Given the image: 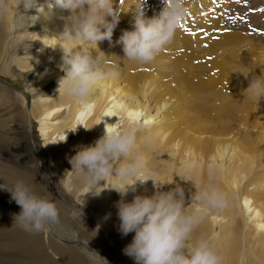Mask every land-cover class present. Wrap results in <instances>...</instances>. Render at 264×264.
I'll list each match as a JSON object with an SVG mask.
<instances>
[{
	"label": "rangeland",
	"instance_id": "374dc122",
	"mask_svg": "<svg viewBox=\"0 0 264 264\" xmlns=\"http://www.w3.org/2000/svg\"><path fill=\"white\" fill-rule=\"evenodd\" d=\"M137 2L117 0L122 10L115 36L132 26ZM26 6L27 0H0V185L4 179L10 185L23 178L28 186L33 183L41 195L49 194V199L62 206L67 214L65 224L75 220L87 226L88 231L84 233H91L90 240L75 238L67 227L58 225L66 234L63 233L62 240L54 239L55 246H59L52 247L59 249V253L54 251L57 256L46 253L52 261L49 264H69L66 258L71 259L70 264H94V261L95 264H133L122 251L133 233L122 237L118 232L116 202L121 197L112 187L120 185L121 177L109 175L107 181L101 180V185L92 189L87 176L71 170L69 163V158L81 146L91 142L82 141L80 134L84 133L94 107L87 111L79 132L72 135L70 129L61 126L57 139L45 142L41 113L61 102L59 99L51 105L40 106L38 90L27 82L21 71L30 60L22 51L32 43L29 32L25 31L28 18L24 15L29 16V12L23 13ZM162 6L163 0H145L144 12L151 17ZM188 7L190 10L176 31L184 34L183 45L175 41L178 40L175 34L173 41L149 63L131 61L119 50L112 53L114 59H109L113 63L102 67L104 77H115L117 85L125 90L121 99L133 103L134 107H146L148 113L163 115L137 133L134 151L143 155L145 167L128 180L151 178L144 183L137 181L136 191L129 192L126 199L156 191L152 178L158 182L172 181L166 183L168 186L162 185L161 190L165 191L180 184L185 191L187 210L200 209L201 218L192 233L193 243L201 238L209 240L218 254L234 255L232 264H264V94L254 97L262 102L259 108L251 100L253 92L249 87L254 78L264 76V0H188ZM57 22L64 29L65 21ZM220 33L230 38L224 41ZM89 101L93 103L92 99ZM161 101L169 105L159 112ZM64 107H58L59 111ZM59 150H64L61 157L57 156ZM216 156L221 160H215ZM160 162L166 165L165 169ZM214 164H219L220 169L209 170ZM208 187L224 193L222 207H205L203 202L192 201L197 189ZM241 198H250L263 212L262 227L249 228L246 224L240 214L238 200ZM16 206L11 193L0 187L3 225L19 224L14 220L20 212ZM245 208L242 211L248 216ZM72 227L83 229L75 224ZM203 227L207 229L203 231ZM42 232L40 236L44 235ZM231 240H235L233 245ZM61 247L69 257L64 256ZM5 249L11 251V257L22 259L23 254L14 247ZM3 255L0 252V257Z\"/></svg>",
	"mask_w": 264,
	"mask_h": 264
},
{
	"label": "clouds",
	"instance_id": "9594fccd",
	"mask_svg": "<svg viewBox=\"0 0 264 264\" xmlns=\"http://www.w3.org/2000/svg\"><path fill=\"white\" fill-rule=\"evenodd\" d=\"M27 2L28 7H37L44 15L45 11L49 12L50 16L46 18L55 15V9L68 11L67 16L61 13L65 21L63 31L59 33L65 75L58 82V91H63L69 98L86 99L105 76L98 44L103 40L112 41L120 20V4L117 0H45L47 8L43 5L42 11L39 0ZM144 4L145 0H138L132 26L121 32L116 43L122 45L123 57L149 63L173 41L180 21L190 9L188 0H163L160 11L148 17ZM72 41H83L92 51L86 47L74 49L70 46ZM93 50H96L95 55ZM249 87L253 94H264V76L254 78ZM138 127L106 129L93 144L81 146L69 158L71 170L87 176L92 189L101 185V180L107 181L109 175L121 177L120 185L112 187L121 197L116 202L118 232L122 237L133 233L122 249L133 264H221L222 258L209 240L201 238L192 242L193 230L201 218L200 209L187 210L185 191L180 184L165 191L161 190L162 185L172 181L158 182L152 178L156 191L126 199L129 192L136 191L137 181L144 183L151 178L128 180L145 167L143 155L134 151ZM122 160L125 162L120 163ZM8 189L21 209L14 220H18L25 231L40 232L57 221L58 208L52 199L36 193L23 181ZM191 199L211 208L222 207L225 203L224 193L215 187L197 189Z\"/></svg>",
	"mask_w": 264,
	"mask_h": 264
},
{
	"label": "bare ground",
	"instance_id": "6f19581e",
	"mask_svg": "<svg viewBox=\"0 0 264 264\" xmlns=\"http://www.w3.org/2000/svg\"><path fill=\"white\" fill-rule=\"evenodd\" d=\"M39 3L42 4L41 5L42 11L44 10L43 5L45 6V9L47 8V5L45 4V0H39ZM25 11L29 12V16L24 15L26 18H28L26 19V25H25L26 30L25 31L29 32V37H30L29 42H32V43L26 46L22 51L23 54L30 56L29 57L30 60H27L26 62L27 65L25 69L21 71L24 72V76L27 79V82L28 83L31 82L32 85H34L35 89L38 90L36 94H37V101L39 102L40 106L44 104L51 105L55 101H59V99L61 102L58 106H54L53 108L51 107L47 110H43V112L41 113V119H40L41 123L40 124H41L42 133L46 137L45 142H51L52 140H56L58 136L57 132L60 130L61 126H64L67 130L70 129V132L72 133V135H73V132L75 131L79 132V126L83 122V119L85 115L87 114V111L92 106L94 107L93 115L91 119L87 121L84 133L80 134V138L82 141L84 140L91 141L87 145L93 144V142H95L98 138L103 136L106 129L109 131L119 130L122 127H126L129 125H138L139 126L138 131H140V130H143V128L150 126V124L156 122L158 119V116H161V117L163 116L161 113L159 115H155L156 113H152V114L148 113L146 110V107L144 106L143 108L134 107L133 103H129L128 101L121 99L122 96L125 95V90L122 87H120V85H117L118 82H116L117 80L115 77H111V78L104 77L101 81L98 82L96 87H94L90 95L86 99H83V100L69 98L63 93V91H58V82L65 75V73L62 68L63 49L60 46V43H62V41L59 36V33L63 31V28H61L57 20L61 19V21L63 22V19L61 18V13L63 14V16H67L69 13L67 10L55 9L56 14L53 15L50 19V18H46L47 16H50L49 12L45 11V15H44V13L39 11L37 7L26 6L23 13H25ZM122 19L124 20V18ZM216 24L218 23L216 22ZM119 33L121 32H118V35L115 36V31H114L111 42L108 40H103L99 42L98 47H99V50L102 51L100 52V54L103 59L102 67L113 63L112 61H109V59L111 58L114 59V55L112 54L113 52L123 50L122 45L119 43H116L117 38L120 36ZM182 36H184L183 33H176V37L178 38V40H175V41H180V43L184 42V40H182L184 39L182 38ZM219 36H221L220 39L224 41L230 38V35H227L225 33ZM64 43H69V42H64ZM216 43L218 42H213V44H216ZM181 45H183V43H181ZM70 46L73 47L74 49H78L80 47H86V48H89V51H92V49L87 44H85L83 41H72L70 42ZM192 48H194V46ZM93 51L95 52L94 54H96V50H93ZM194 57L197 58L195 55ZM204 62L206 61L204 60ZM105 69L109 70L110 68H105ZM134 81H137V80L135 79ZM144 82L147 83V81H144ZM149 83H151L150 80H149ZM90 99L93 100V103L89 101ZM63 105H66V107H64L62 111L60 112L59 110L61 106ZM168 105L169 103H167L166 101H161L158 105L159 112L164 111V109H166ZM38 111L40 110H37V112ZM57 112H60V113L56 114ZM157 132H159V130ZM62 137L64 138V136ZM21 140H23V138ZM21 140L20 142L24 141V143H26L27 141V140H23V141ZM163 151L167 153V150L165 148H163ZM170 151L171 150H168V152ZM63 153H64V150H59L57 152V156L61 157L63 156ZM215 160L220 161L221 158H219V156H216ZM219 161L215 163H219ZM161 165L164 169L166 168L165 164L161 163ZM215 167L216 169H220L219 164H214L212 165L211 168H209V170L214 169ZM135 180L136 179L134 178L132 182H135ZM20 181H23L25 184H27V181L23 178H21ZM1 183H3L6 190L9 193H11L8 187L13 185L14 183H11L10 185H8L5 182V179H4V182H1ZM30 187L36 193L40 195L42 194L40 190H37V188L35 187L33 183L31 184ZM48 195L47 193H45L44 196H48ZM55 203L58 208V219L55 223H51L50 225H48V227L42 232L44 235L41 234V236L39 232L34 234L33 232L25 231L23 228L20 227L19 224H17L18 222L16 223L11 222L10 224L5 223V225H3V223L0 221V249H2L0 250V252L4 254L2 257H0V264H49L50 262L52 263L50 258L46 256V253L52 252L54 256H57V254L54 251L57 252L59 249H53L52 247L59 248V246L58 245L55 246L54 239L56 241L57 239L62 240L64 238L62 237L64 236L63 233L66 234L65 231L59 229L58 225L67 227L70 234L74 235L75 238L81 237V238H85L89 240L92 238L90 236L91 233H84L85 231H88V228L84 223L80 221L71 220V223L65 224L63 220H67L66 218L67 214L63 212V209L61 208L62 206L59 205V203L57 202ZM238 203L240 206V214L242 215V217H244V219H246L247 221L246 224L249 225V228L250 227L257 228V227L263 226V224L260 222V218L263 216V212H261L260 209H258L252 204V201L250 198H241L238 200ZM243 206L246 207L245 210L249 212L248 216H246L245 212L242 211ZM16 208L20 209V206L17 204ZM5 210H6V207H5ZM5 210H2V211H5ZM7 224L10 225L8 226L9 229H6ZM72 224L80 225V227H82L83 229L81 230L80 228H74L72 227ZM204 228L207 229V227H203V231L206 230ZM83 234H85V236ZM201 235L202 234H200V236ZM4 236H6V238ZM2 237H4V239ZM234 241L235 240H231V243H232L231 245H233ZM6 247L8 248L14 247L17 251H20L21 255L23 254L22 259L20 258L16 259V258L11 257L9 255L11 251L5 249ZM61 249L63 250L64 256L69 257L68 252L62 247ZM236 249L237 248H235V251ZM11 255L14 256L13 254ZM39 255H41V257ZM219 255L222 258L221 264H232L233 262L232 259H235L233 257L234 255L231 253L223 254V255L219 254ZM79 258H82V257H79ZM65 260L70 264L71 262L70 258H66Z\"/></svg>",
	"mask_w": 264,
	"mask_h": 264
},
{
	"label": "crops",
	"instance_id": "0c3cea01",
	"mask_svg": "<svg viewBox=\"0 0 264 264\" xmlns=\"http://www.w3.org/2000/svg\"><path fill=\"white\" fill-rule=\"evenodd\" d=\"M223 55V52H221V56ZM255 95H257V94H251V100L252 101H254V105H256L257 107H259V108H261V106H262V102H258V101H260L259 99H255L254 97H255ZM243 98V97H242ZM244 99V101H245V98H243ZM262 100V99H261ZM243 101V102H244ZM262 107H264V103H263V106Z\"/></svg>",
	"mask_w": 264,
	"mask_h": 264
},
{
	"label": "built area",
	"instance_id": "2783aa9c",
	"mask_svg": "<svg viewBox=\"0 0 264 264\" xmlns=\"http://www.w3.org/2000/svg\"><path fill=\"white\" fill-rule=\"evenodd\" d=\"M238 19H240V17Z\"/></svg>",
	"mask_w": 264,
	"mask_h": 264
}]
</instances>
